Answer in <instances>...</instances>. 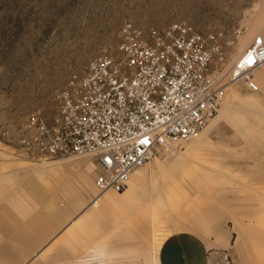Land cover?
<instances>
[{"label":"rangeland","instance_id":"374dc122","mask_svg":"<svg viewBox=\"0 0 264 264\" xmlns=\"http://www.w3.org/2000/svg\"><path fill=\"white\" fill-rule=\"evenodd\" d=\"M263 4L264 0H0V196H7L13 186L8 176L16 171L46 174L60 161L68 162L67 169L71 165L81 170L90 160L18 154V133L31 111L49 120L54 116L57 93L75 71L105 49L117 51L125 20L163 26L184 18L204 32H230L238 25L248 26ZM251 40L245 32L218 63L220 69L226 70ZM260 70V90L251 91L242 81L228 87L224 106H237L233 113L219 114L197 139L175 152H158L136 169L128 186L142 170L143 191L124 200L110 197L106 206L94 202L100 193L90 202L81 198L91 222L77 229L76 246H65L74 238H63L45 249L40 256L45 264H163L156 258L158 249L175 238L203 242L199 264H264V68ZM253 106L260 112L251 113L248 108ZM88 185L81 178L83 191ZM216 225H222L219 231ZM135 245L142 248L136 251ZM127 256H137L138 261L125 262ZM67 257L71 261L63 263Z\"/></svg>","mask_w":264,"mask_h":264},{"label":"built area","instance_id":"2783aa9c","mask_svg":"<svg viewBox=\"0 0 264 264\" xmlns=\"http://www.w3.org/2000/svg\"><path fill=\"white\" fill-rule=\"evenodd\" d=\"M246 29L204 32L184 18L163 26L125 20L117 51L103 50L70 76L50 120L38 110L27 115L16 152L46 160L89 156L99 193L124 190L155 154L198 137L231 84L260 90L255 77L264 68L262 33L226 70L218 65Z\"/></svg>","mask_w":264,"mask_h":264},{"label":"crops","instance_id":"0c3cea01","mask_svg":"<svg viewBox=\"0 0 264 264\" xmlns=\"http://www.w3.org/2000/svg\"><path fill=\"white\" fill-rule=\"evenodd\" d=\"M247 25L246 33L251 39L259 32L264 37V4L253 14L252 21ZM260 73L261 71L257 74V82ZM196 149H191L190 152ZM90 163L92 165V158L80 170L78 167L71 168V165L67 169L68 162L60 161L46 174L31 170L30 174L19 175L16 171L13 176H8V183L13 186L9 185L6 197L0 196V264H45L40 258L41 254L58 239L74 238L65 246H76L75 235L80 237L76 234L77 229L79 230L81 223L91 220V212L86 214V203L81 208L80 200L84 198L90 202L99 193L95 185V172L90 168ZM65 168L68 170L67 176L64 174ZM81 178L89 184L86 191L79 187ZM144 179L145 172L138 171L125 191L118 194L108 190L100 193L94 202L99 200L101 205L106 206L110 197L119 195L120 200L128 199L131 194L144 190ZM123 206L128 208L127 203ZM218 228L216 225L215 231H219ZM135 246L136 251L137 246L142 248L141 245ZM204 246L201 240L167 239L159 247L156 258L161 259L163 264H199ZM135 257L126 259L125 262L138 261L137 256ZM69 261L71 257L62 260L63 263Z\"/></svg>","mask_w":264,"mask_h":264},{"label":"bare ground","instance_id":"6f19581e","mask_svg":"<svg viewBox=\"0 0 264 264\" xmlns=\"http://www.w3.org/2000/svg\"><path fill=\"white\" fill-rule=\"evenodd\" d=\"M259 71H262V70H258V71H257V74H258ZM257 74H256V77H255L256 80H257ZM240 100H241V99H240ZM254 100H255V99H254ZM255 102H256V101H255ZM242 104H243V103H242ZM223 106H224V102H223V105H222V107H221L219 113L217 114V116H218L219 114H224V113H229V114H231V113H233V110L238 109L237 106H235V105H234V106H233V105H226V106H224V108H223ZM246 107H247V106H246ZM222 108H223V109H222ZM246 109H247V108H246ZM248 109H249V111H251V113H253V112L259 113V112H260V108H258V107H256V106H253L252 108H248ZM262 111H263V110H262ZM244 113H245V112H244ZM217 116L213 119V121L217 118ZM213 121H212V122H213ZM212 122H211V123H212ZM211 123L208 124V125L206 126L205 129H207V128L211 125ZM205 129H204V130H205ZM204 130H203V131H204ZM203 131H202V132H203ZM202 132H201V133H202ZM200 135H201V134H200ZM200 135H199V136H200ZM199 136H198V137H199ZM198 137H196V138H194V139H197ZM194 139H191V140H194ZM191 140H188V141H191ZM188 141H186V142H188ZM175 151H177V150H175ZM175 151H173V152H175ZM91 167L93 168V163H92V165H91V163H90V168H91ZM135 171H136V170H135ZM135 171H134V172H135ZM134 172L131 174V177H132V175L134 174ZM131 177H130V178H131ZM130 178H129V179H130ZM128 181H129V180H128ZM127 187H128V184H127L126 188H127ZM126 188H125V189H126ZM125 189H124V190H125ZM159 189H161V188H159V187L156 188V191H158ZM108 190H115V189H108ZM108 190H105V191L100 192V193H104V192H106V191H108ZM124 190H120V191H124ZM117 191H118V190H117ZM120 191H119V192H120ZM156 191H155V193H156Z\"/></svg>","mask_w":264,"mask_h":264}]
</instances>
